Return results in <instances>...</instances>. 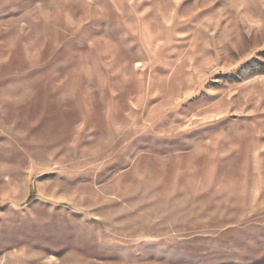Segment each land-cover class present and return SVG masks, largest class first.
<instances>
[{
    "label": "rangeland",
    "instance_id": "obj_1",
    "mask_svg": "<svg viewBox=\"0 0 264 264\" xmlns=\"http://www.w3.org/2000/svg\"><path fill=\"white\" fill-rule=\"evenodd\" d=\"M0 264H264V0H0Z\"/></svg>",
    "mask_w": 264,
    "mask_h": 264
}]
</instances>
